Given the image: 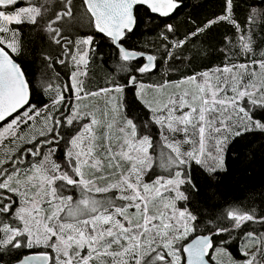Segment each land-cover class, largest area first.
Wrapping results in <instances>:
<instances>
[{"label":"snow or ice","instance_id":"obj_1","mask_svg":"<svg viewBox=\"0 0 264 264\" xmlns=\"http://www.w3.org/2000/svg\"><path fill=\"white\" fill-rule=\"evenodd\" d=\"M188 7L0 0V264H264V180L198 211L264 152V0Z\"/></svg>","mask_w":264,"mask_h":264},{"label":"trees","instance_id":"obj_2","mask_svg":"<svg viewBox=\"0 0 264 264\" xmlns=\"http://www.w3.org/2000/svg\"><path fill=\"white\" fill-rule=\"evenodd\" d=\"M185 3L188 4L189 7L185 8L181 15L176 19L177 25L181 28L184 27L185 16L188 14L204 17L218 12L221 0H200L201 6L198 9L191 7L192 0H185ZM225 31L226 29H220V33ZM261 35H264V33H261ZM20 62L26 66L29 71L35 70L37 64L39 63L34 53L21 58ZM209 63L217 64L219 63V60L213 58L209 61ZM54 71H59L61 77L65 78L64 70L61 66L56 65ZM96 71L97 73H102L101 68H97ZM157 78L158 77H154V79ZM173 78H178V74H174ZM53 82L56 83L57 81L54 80ZM41 98L46 99V97ZM259 145L260 141L257 140L252 151L246 154V156L241 157L238 164L232 165V175L224 176L223 182L218 189V191L222 194L221 198L213 200L206 192L201 193L199 197L198 211L202 213L207 211H216L218 206L223 204L225 201L232 200L239 196L241 194V190L245 186H255L259 188L261 181L264 180V152L260 151ZM258 199L259 197L257 196V200ZM252 228L256 231H264V228H261L258 224L251 227L246 225L244 230H251ZM243 241L244 237L240 235L232 242L230 252L233 258L244 259L240 251Z\"/></svg>","mask_w":264,"mask_h":264},{"label":"rangeland","instance_id":"obj_3","mask_svg":"<svg viewBox=\"0 0 264 264\" xmlns=\"http://www.w3.org/2000/svg\"><path fill=\"white\" fill-rule=\"evenodd\" d=\"M99 103H103V101H99ZM5 144H7V141H5ZM4 154V146L3 145H0V156H2ZM243 243H244V241H243ZM242 246H243V244H242Z\"/></svg>","mask_w":264,"mask_h":264},{"label":"water","instance_id":"obj_4","mask_svg":"<svg viewBox=\"0 0 264 264\" xmlns=\"http://www.w3.org/2000/svg\"><path fill=\"white\" fill-rule=\"evenodd\" d=\"M0 123H2V122H0Z\"/></svg>","mask_w":264,"mask_h":264}]
</instances>
